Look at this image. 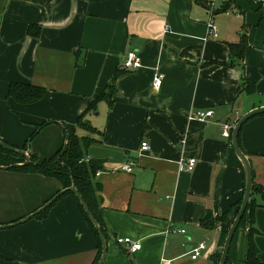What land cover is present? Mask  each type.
Segmentation results:
<instances>
[{"label":"crops","instance_id":"obj_1","mask_svg":"<svg viewBox=\"0 0 264 264\" xmlns=\"http://www.w3.org/2000/svg\"><path fill=\"white\" fill-rule=\"evenodd\" d=\"M227 1L0 0V138L24 151L33 139L29 152L40 161L62 149L68 135L95 138L87 159L103 165L95 178L109 234L103 264H217L220 236L231 224L206 229L201 220L209 211L227 213L245 191L243 165L221 123L235 125L264 106L263 5L235 0L218 11ZM210 19L217 37L209 35ZM31 24L40 27L38 36L29 34ZM243 40L244 58L232 59L229 45ZM129 50L138 52L141 68L123 67ZM156 69L163 75L160 89L153 86ZM118 73L113 105L102 100L84 113ZM245 78L255 82L254 93L238 92ZM12 82L44 87L47 94L18 103L8 98ZM207 109L215 110L213 118L190 119ZM82 114L98 134L79 127ZM144 140L147 151H141ZM240 146L264 186V114L242 127ZM191 157L194 170H181L179 162ZM128 163L130 172L121 169ZM2 166L0 264H92L98 240L78 198L64 195L39 217L62 185ZM254 216L237 230L227 264H245L249 233L256 222L264 226V207ZM119 236L142 248L130 252L117 243ZM200 242L206 248L193 259ZM258 243L264 262V242Z\"/></svg>","mask_w":264,"mask_h":264},{"label":"trees","instance_id":"obj_2","mask_svg":"<svg viewBox=\"0 0 264 264\" xmlns=\"http://www.w3.org/2000/svg\"><path fill=\"white\" fill-rule=\"evenodd\" d=\"M235 0H228L221 9L218 11H225L229 9ZM40 33V27L37 24H31L29 26V34L32 36H38ZM247 42L243 40L239 44H230V56L232 59H243L245 56ZM120 75V73L116 74L114 81L112 84L108 85L104 92L95 99L91 105L85 110L84 113L95 109L97 103L99 101H106L109 106H112L114 103L113 97L117 94V88L115 85L116 78ZM256 91V84L254 81L245 78L243 83L239 86L238 92H246L248 94H252ZM47 94V89L41 86L33 85L30 83H21V82H12L9 86L8 90V98L13 99L14 101L21 104H28L36 102ZM84 115L82 114L78 120V125L81 129L88 131L90 134H98L100 131L94 127L91 122L87 119H84ZM45 123L42 125L44 126ZM33 134L32 136H34ZM67 145L64 149H60L57 153L52 155L49 158H45L43 160H39L38 156L30 153V162L26 165L15 166V164H19L25 162L26 157L20 154H17L13 151H9L0 146V165L10 166L14 170L19 171H27L33 173H40L44 176H48L56 179L62 187L68 188L72 186L74 183L77 189L82 194L84 200L88 204L91 212L96 217L97 221L101 225L103 233L106 239H109V234L107 232L105 223L101 216V196L99 192L102 189V185L96 181V173L101 170L103 165L101 162L95 159H87V151L89 146L94 143L95 138L92 136H79L76 133L67 136ZM66 138V139H67ZM1 139V138H0ZM4 141V140H3ZM240 141V135H239ZM27 146L24 147L26 149ZM65 164V165H63ZM244 193L240 200L234 205V207L228 211L227 213L219 216H214L212 212H207L205 216L201 220V225L206 229H213L218 223H230L232 224L234 218L236 217L240 206L243 201ZM64 195H75L71 191H66L63 195L57 198L55 201L60 199ZM255 195H259L260 202L257 201ZM54 201V202H55ZM53 202V203H54ZM261 206L264 207V186L258 184L255 181L254 176V186L252 197L250 203L247 207V210L242 218V221L239 225V228L245 226L246 220L249 217L254 223L255 216L254 210L256 207ZM81 210L94 232L97 240V256L92 264H97L102 255V241L100 235L89 218V215L84 210L83 206L80 204ZM49 206H47L43 211H41L38 216L43 217L47 214ZM230 216L232 218H230ZM230 228V227H229ZM228 230L222 232L220 236V245L223 246L225 239L228 234ZM259 233V231L252 227L249 233V248L247 258L245 260V264H264V262L260 258V249L256 243L255 236ZM221 258V252H217L214 256V259L217 264H219Z\"/></svg>","mask_w":264,"mask_h":264},{"label":"water","instance_id":"obj_3","mask_svg":"<svg viewBox=\"0 0 264 264\" xmlns=\"http://www.w3.org/2000/svg\"><path fill=\"white\" fill-rule=\"evenodd\" d=\"M262 12H263V16H264V4L262 7ZM260 114H264V106H260L257 108L252 109L251 111H249L248 113L244 114L234 125L233 130H232V145L233 148L235 150L236 155L238 156V158L240 159L243 168H244V172H245V193H244V197H243V201L242 204L240 206V209L236 215V217L234 218L229 230H228V234L227 237L225 239L224 245H223V249H222V253H221V258H220V262L219 264H227V260H228V255H229V251L231 249V245L233 242V239L235 237V234L237 232V230L239 229V225L242 221V218L247 210V207L250 203L251 197H252V192H253V186H254V173H253V167L251 164L250 159L248 158V156L245 154V152L242 150L241 146H240V141H239V135H240V131L242 129V127L253 117L260 115ZM67 140L65 142L64 145V149L66 148L67 145ZM0 146L9 150V151H13L17 154H22L26 156V161L24 163H19L20 165H26L30 162V152L29 149L24 151V150H20L18 148H15L14 146L6 143L5 141H3L2 139H0ZM65 165V164H63ZM2 167H11L10 166H2ZM66 191H71L75 194V196L78 198L80 204L83 206L84 210L87 212V214L89 215L90 220L92 221V223L94 224V226L96 227L101 241H102V255L100 260L98 261L97 264H103L106 256H107V239L103 233V230L101 228V225L99 224V222L97 221L96 217L94 216V214L91 212L88 204L86 203V201L84 200L82 194L80 193V191L77 189V187L75 186V184L73 183L72 186L63 189L62 191L58 192L50 201H48L46 203L45 206H43L42 209L46 208L47 206H49L51 203H53L57 198H59L61 195H63Z\"/></svg>","mask_w":264,"mask_h":264},{"label":"built area","instance_id":"obj_4","mask_svg":"<svg viewBox=\"0 0 264 264\" xmlns=\"http://www.w3.org/2000/svg\"><path fill=\"white\" fill-rule=\"evenodd\" d=\"M256 1L260 2L262 5L264 4V0H256ZM208 30H209V35H211L213 37H217V35H218L217 34V26H216V23L214 22L213 19H210V21L208 23ZM123 67L127 70H135V69H139L142 67L141 57L136 50H129L127 52L124 63H123ZM162 82H163V75L161 73H159L158 70L156 69L155 70V76L153 78L154 88L160 89ZM214 115H215L214 109L197 110L190 115V119L191 120H198V121H206V120L213 118ZM221 125H222V130H223L222 131L223 136L226 138H231L234 124H232L230 122H223V123H221ZM150 148H151V146H150V143L148 141H146V140L142 141L141 151H147ZM196 163H197V159L194 157H191L185 161L181 160L179 162L180 169L184 170V171H190L191 172L194 170ZM132 165H133V163L124 164L121 166V169L130 172L133 170ZM99 173L100 172H98L97 174H99ZM177 231L181 232V233L186 232L185 229H180ZM116 241L118 244L128 247L130 252H136L137 250H140L142 248V244L140 241H134L130 237L119 236L116 238ZM205 248H206L205 242H200L198 244V246L192 248V250L190 252L191 257L193 259L200 257L202 254V250H204Z\"/></svg>","mask_w":264,"mask_h":264},{"label":"rangeland","instance_id":"obj_5","mask_svg":"<svg viewBox=\"0 0 264 264\" xmlns=\"http://www.w3.org/2000/svg\"><path fill=\"white\" fill-rule=\"evenodd\" d=\"M33 139L29 138L27 141V148L31 149V143H32ZM254 226L256 228H259L260 232L257 234V245L260 249L259 243H258V239H260L262 242H264V226L259 227L257 222L254 224Z\"/></svg>","mask_w":264,"mask_h":264}]
</instances>
